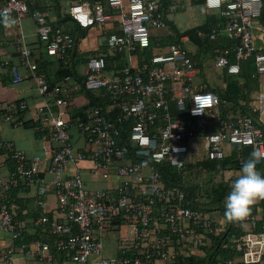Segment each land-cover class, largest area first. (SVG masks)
<instances>
[{"label": "built area", "instance_id": "built-area-1", "mask_svg": "<svg viewBox=\"0 0 264 264\" xmlns=\"http://www.w3.org/2000/svg\"><path fill=\"white\" fill-rule=\"evenodd\" d=\"M66 1L68 13L82 28L106 27L117 19L120 30L109 35L107 45L127 55L129 64L109 75L105 56L87 61L83 85L89 91L102 93L108 103L106 108L85 111L84 117L75 121L84 140L78 147L72 132L74 123L68 119L72 110L69 95L81 86L69 75L51 85L38 71L33 47L22 43L20 63L12 68L13 81L27 79L20 71L25 67L37 82L42 102L36 107L35 120L36 128L45 133L41 139L43 156L28 158L24 151H10L11 159L17 163L16 172L6 175L0 168V197L11 187H37L38 206L44 210L45 197L53 191L57 209L65 220L61 223L54 219L51 225L52 234L58 236L54 243L37 239L13 244L3 251L1 260L16 264V256L22 254L54 264L56 253L62 252L76 264H178L180 257L197 255V249L209 242L210 234L225 232L230 223L193 209L184 191L166 185L159 166L167 163L182 168L191 162L188 159L193 153H199V146L191 149L195 142L202 143L206 150V156L196 161L224 158L227 144L251 145L254 150L264 151V90L253 103L262 125L250 117L228 122L218 118V130H213L211 119L221 113L220 97L207 90L206 84H195L199 68L186 48L171 44L146 61H134L138 49L151 46L153 30L168 27L159 11L160 0ZM35 3L36 0H6L0 4V21L8 16L11 25L21 28L31 14L48 55L63 56L72 51L74 36L52 25L44 12L31 13ZM205 9L227 19L223 28L211 30L212 40L220 35L237 40L235 60H231V49L224 48L215 65L237 75L242 63L254 56L258 73L264 75V54L257 53L261 47L253 32L254 28H263L259 22L263 0H206ZM28 108L26 101L19 103V110ZM10 114L6 121H11ZM7 148L10 150V143ZM84 161H91L94 172L106 179L111 178L115 168L119 181L106 188H90L82 168L76 166L75 172L67 175L70 164L75 167ZM43 164L53 176L50 184L39 176ZM18 210L17 203L0 201V227L12 242L26 231L24 224L16 223ZM259 221L261 230L257 228ZM34 222L47 224L49 218L44 215ZM122 225L131 233L119 245L122 253L105 255V232ZM231 226L241 231L233 232L223 246L235 255L218 264H264V213L250 214Z\"/></svg>", "mask_w": 264, "mask_h": 264}, {"label": "trees", "instance_id": "trees-1", "mask_svg": "<svg viewBox=\"0 0 264 264\" xmlns=\"http://www.w3.org/2000/svg\"><path fill=\"white\" fill-rule=\"evenodd\" d=\"M205 1L206 0H191V5L197 6L203 4L204 5L203 7L205 8ZM4 2H6V0H0V4H3ZM178 3H181V0H160L159 11L162 13L166 25L171 28L173 34L167 38H160V39L151 38V46L149 48H146L145 50L138 49L136 53H138L139 56H142L141 62L146 61L155 52L160 51L161 49H165L171 44L182 45L184 48H186L189 55L192 57V59L195 61L196 65L199 68V73L196 77V80L198 79V82L195 81L196 82L195 84H200V85L206 84L207 90L217 93L220 97L219 108L221 113L219 117L212 118L211 122L214 121L216 122L218 118L220 120L228 122V121L236 120L238 117H250L254 120V123H256L257 125H262V123H260V113L258 111L253 110V103L255 101V98L257 97V94L262 90L261 82L263 81V77H264V75L258 73L255 63V57L253 56L247 61L243 62L241 65V70L237 75H231L227 72L226 69L219 68L221 71H223V77H224L223 89H218L217 87L208 85L209 81L206 78V72H205V68H206L205 64L208 61V56L213 57L215 64L219 52L224 48H229L231 49V54H230L231 60L234 61L235 60L234 48L236 47L237 40L230 39L226 35H220L217 40H212L210 38L211 30L215 27L223 28L227 19L216 11L208 12L206 9H205L206 18L204 22H202L199 25H195L191 28L181 31L177 26L176 22L170 18L172 12H175L174 7L178 8L177 6ZM38 5L39 4L33 6L31 5L30 7L31 12H33L34 10H40L44 12L47 16L48 21L52 23V25L62 27L74 36V40H75L74 49L72 51H69L67 54L59 57L63 58L65 56L66 57L70 56L72 53H77L79 39H81L82 37L88 34V28H82L81 26H79L73 20V18L69 13L60 15L59 16L60 20L57 23L53 22L52 20H50L48 14L46 13V9L42 7L39 8L40 6ZM70 22H74L72 23L73 24L72 30L67 28V24ZM259 22L262 25V27H264V0H263L262 14ZM200 32L201 35H199ZM261 32L263 34L262 43L264 44V28L261 29ZM184 36L188 37V42H190L191 45L193 46L195 45L196 47L195 50H191V48L188 46L187 43L182 42V38ZM257 53L264 54V45L261 49L257 50ZM101 55L105 56L109 68L111 62L110 58L105 54H101ZM73 57H77V56L73 55ZM93 57H96V55H94ZM90 58L92 57H89L86 60L88 61ZM82 60H84L83 57L78 61L72 62L73 64L69 67V69L66 67L64 68L63 65H61L60 71L58 73L61 75V77H65L66 75L70 74L71 76H74L80 82H82L83 77H80L78 75L75 68L76 64L80 63ZM35 61L38 65L39 73H43L42 71L44 70L42 69V66H40L39 59L37 57ZM199 77L200 78L204 77L206 80H202ZM48 82L50 81L48 80ZM84 91L85 94L90 99H93V93L96 95V98H94L96 99V102L94 104L96 105V107L102 106L106 108L108 100L104 97L103 98L101 97L102 93L89 91L87 89L85 90V87H84ZM84 110L76 111V113L84 116L83 114L85 112ZM26 111L27 110L25 111L21 110L20 113H25ZM37 135H39L38 132ZM227 145H228L227 147L228 150L226 152V156L222 159L201 160V161H195L193 163L187 162L182 168H177L176 166H171L167 163H163L159 166L160 172L162 174V177L166 185L169 187L176 185L182 191H184L190 202L189 205L192 206L193 209L209 214H213L214 212L219 211L220 215H214V216L215 217L218 216L219 218L222 217L223 219L225 212V207H224L225 198L228 195V193L231 191V183L237 177V175H232L230 177H227L225 172L232 170H236V171L240 170L243 163L250 157V154L254 150L253 146L251 145H242V144H227ZM4 154L7 155V159H6L7 162L8 161L13 162V160L10 157L9 151H6ZM263 163L264 160L262 163L257 164V170L261 169V167L264 165ZM14 164L15 163L13 162V165ZM9 165L10 167H12L11 163H9ZM198 166L199 168H197ZM8 167L9 166L7 165V168ZM10 171L16 172V165H14V167H12ZM195 171H200L203 176L210 175L211 173L213 174L224 173V175L226 176L224 181L219 182L212 189L213 199H212V203L209 205H206V203L202 202L201 200V198L206 196V193H204L203 186L201 184L187 185L185 183V179H188V177ZM70 174L72 173H69L68 171L67 175ZM195 175L196 174H194V176ZM30 188L22 189V187L19 188L11 187L6 193L3 194V196L0 197L1 202H8V203L15 202L19 205L20 210H18V216L15 220L18 225L24 224L26 226L25 227L26 231L21 236V238H19L17 242L18 243L30 242L31 235H29V232L27 230L28 222L31 219H33V223H34L35 220L39 219L40 216L42 217L44 215L48 216L49 222L47 224L39 225L38 226L39 228L37 229L38 232L32 234V236L33 237L39 236L38 238L40 240L49 239L51 242H54L55 239L58 238V236L53 235L51 232V225L54 221V218L51 213L48 212L44 213L42 211V209L38 206L39 197L37 198L36 196L35 199L33 195L27 191ZM250 214H259L254 205L251 208ZM58 221L61 223L64 222L63 220H58ZM229 223L230 224L225 232H222L218 235L215 233L210 234L209 242L204 244L203 246H200L197 249L198 251L199 250L204 251L203 254L180 257L178 264H218V262L221 259H228L230 257H233L235 255L234 251H232L229 248H224L223 245L229 241V238L233 232L241 231V228H234V226H231L232 222ZM261 227H262V223L261 221H259L257 228L261 230L262 229ZM13 244H15V242L12 243L11 245ZM6 248H4V250ZM121 253L122 251L120 249V252L118 254ZM62 255H63L62 252L56 253V256L58 258L59 256ZM62 259L63 258H61L58 261L56 260L55 264H61Z\"/></svg>", "mask_w": 264, "mask_h": 264}, {"label": "crops", "instance_id": "crops-1", "mask_svg": "<svg viewBox=\"0 0 264 264\" xmlns=\"http://www.w3.org/2000/svg\"><path fill=\"white\" fill-rule=\"evenodd\" d=\"M187 1V0H186ZM185 0H181V4H184ZM191 3V0H189ZM39 4V8L46 9V13L48 14L50 20L53 22H58L60 20V15L66 14L69 12V4L66 0H36V3L33 5ZM32 5V6H33ZM175 8V12L179 11L181 7ZM193 6V5H192ZM203 10L205 8L203 7ZM32 13V12H31ZM206 13V12H205ZM205 20V19H204ZM204 22V21H203ZM74 22H70L67 24V28L73 29ZM202 23V22H201ZM200 23V24H201ZM36 21L32 17L31 14H28L25 19L23 20V25L21 28L11 25V27H5L3 21H0V168L1 173L7 174L8 171L16 165H13L12 161H6L7 155L4 154L6 151L13 152L14 150L24 151L28 158H32L34 155L43 156L42 150V135L44 136L45 133L37 129L38 123L35 120L36 117V107L39 103L42 102V98L39 96L37 92V82L34 78L29 76V70L25 67H20V71L22 74L27 76L22 82L15 83L13 81L14 76L12 73V68L14 66H18L20 63V47L22 43H28L33 47L35 50V55L39 59V64L42 66V71L46 79H48L50 84L55 85L56 83L61 81L64 77L58 73L60 71V66L68 68L73 64L72 62L78 61L83 57L80 63L76 64L75 68L80 77H83L82 82H80L74 76L72 77L73 81L78 83L81 87L73 89L70 92L69 98L72 101V110L68 119L72 121L73 124V136L77 139V146L81 147L84 143L83 137L81 136L80 132L77 130L76 120L80 117H84L76 113V111L80 110H90L91 108L96 107V95L93 93V99H90L84 91V71L86 67V63L89 57H93L94 55H107L111 62L109 66L110 72H117L118 70L123 69L126 65L129 64V59L127 55L123 53H116L113 49L109 48L107 45V39L111 33L118 32L120 30L118 20H114L109 22L106 27H91L88 29V34L81 39H79L77 53H72L70 56H65L63 58L59 56H50L46 53L44 44L39 41L37 35V27ZM199 25V24H197ZM66 27V26H64ZM191 28V27H190ZM264 28V27H263ZM180 29V28H179ZM76 30V29H75ZM183 31V30H181ZM260 32V31H259ZM172 30L170 27H166L165 29H154L152 32V39H160V38H167L171 36ZM260 37L257 38V45L259 47H263L261 34L259 33ZM102 38H104L102 40ZM188 37L184 36L182 38V42L187 43L191 50H195V45H191L188 42ZM69 55V54H68ZM73 55L77 57H73ZM134 61L137 63H141L142 56H139L138 53L134 54ZM124 66V67H123ZM67 76V75H66ZM208 78H213L214 76L210 73L206 76ZM55 83V84H54ZM261 88L264 90V77L263 81L261 82ZM86 90V89H85ZM99 94V93H96ZM21 101H26L29 105L28 110L25 113H20L21 110L18 109L19 103ZM17 111L15 112V110ZM15 112V113H14ZM12 113V114H10ZM11 116V121H6V115ZM85 115V112L83 113ZM16 120H20V123ZM213 130H218V122L214 121L211 122ZM37 132L39 135H37ZM7 143L11 144L10 150L7 148ZM9 163L12 164L10 167ZM264 164V163H263ZM7 165L9 166L7 168ZM79 167L82 168V174L87 183L88 187L92 188H106L116 184L119 181L118 177L115 174V168L111 170V178L106 179L103 178L100 173H95L92 169L93 163L91 161H84L79 163L78 165L70 164L69 173H74L75 168ZM117 166V164L115 165ZM42 171L39 173L40 177H45L46 181L50 184L52 175L46 171L47 165H42ZM262 175H264V165L261 169L258 170ZM240 170H232L226 171L225 173H232V175H239ZM89 173V174H88ZM230 175V176H232ZM227 175V177H230ZM30 188V187H26ZM33 197L36 199L39 197L37 193V187H32L27 190ZM46 208L42 210L44 213H51L54 219L57 220H65L64 215L57 209L58 201L56 194L52 191L46 197ZM254 206L256 207L259 214L264 213V200H258ZM61 214V215H60ZM41 217V216H40ZM219 218L218 216H216ZM39 218V217H37ZM39 225L33 223V219H31L27 224V230L29 235H31L30 242L33 240L39 239V236H32V234L38 232ZM248 228V225H246ZM119 234L123 233L125 237H131L130 229L122 225L118 229ZM123 237V238H125ZM25 242V243H30ZM122 242V238L118 239L117 245L115 246H108L107 252L104 253L105 255H111V253H115L117 255L120 252L119 245ZM12 242L11 238L7 233H5L0 227V264H4L1 260V254L4 248L11 246ZM54 243V242H52ZM15 244L22 245V243H18L15 241ZM113 249V250H112ZM2 252V253H1ZM197 255H201L204 251L197 250ZM113 256V255H111ZM61 258V264H76L72 261H69L68 258L63 254L62 256L57 257V261ZM16 264H47L37 259L26 257L22 254L16 256ZM55 264V263H54Z\"/></svg>", "mask_w": 264, "mask_h": 264}, {"label": "rangeland", "instance_id": "rangeland-1", "mask_svg": "<svg viewBox=\"0 0 264 264\" xmlns=\"http://www.w3.org/2000/svg\"><path fill=\"white\" fill-rule=\"evenodd\" d=\"M203 4L201 5H197V6H192L191 3H189V0H185L184 4L179 3V8L181 7V9H179V11L177 12H172V14L170 15V18L172 20H174L177 24V26L180 28V30H185L188 29L190 27H193L197 24H200L201 22L204 21V19L206 18V13L205 10H203ZM259 28H254V36L257 39L258 37H260L259 34ZM261 32V30H260ZM104 38H102L103 40ZM206 68H205V72H206V76L208 75V73L212 74L214 77L212 78H207L208 85H212L214 87H217L218 89H223L224 88V82H223V71H221L219 68H217L214 64V59L213 57L208 56V61L205 64ZM209 66V67H208ZM109 75H112V73L110 71H107ZM200 78V77H199ZM202 80H206L204 77L200 78ZM198 82V79L196 80ZM197 145L199 146V153L190 156V159H188L189 161L191 160V162H195L198 158H204L206 156V150L203 146L202 143L199 142H195L193 143V145L191 146V149H193V146ZM228 145H225V150H228ZM199 168V166L197 167ZM194 174H196L194 176ZM201 175V176H199ZM230 176L232 175V173H226V176ZM224 173H211L210 175L207 176H203L202 173L200 171H195L193 172L188 179H185V183L187 185H196V184H201L203 186V190L204 193H206V196H204L203 198H201L202 202L206 203V205H209L212 203V199H213V193H212V189L221 181L225 180ZM214 215H220L219 211H216L213 213ZM105 238H104V244H105V253L107 252V247L108 246H115L117 245L118 239L121 237L123 239V237H125V235L123 233L118 232V230H110L105 232ZM113 250V249H112ZM115 253H111V255H114ZM107 255V254H106ZM108 255V256H111Z\"/></svg>", "mask_w": 264, "mask_h": 264}, {"label": "clouds", "instance_id": "clouds-1", "mask_svg": "<svg viewBox=\"0 0 264 264\" xmlns=\"http://www.w3.org/2000/svg\"><path fill=\"white\" fill-rule=\"evenodd\" d=\"M8 16L3 18L5 27H11ZM264 159V151L255 149L243 163L239 175L231 183V191L225 198L224 220L238 222L251 213L258 200H264V175L257 170V163Z\"/></svg>", "mask_w": 264, "mask_h": 264}, {"label": "bare ground", "instance_id": "bare-ground-1", "mask_svg": "<svg viewBox=\"0 0 264 264\" xmlns=\"http://www.w3.org/2000/svg\"><path fill=\"white\" fill-rule=\"evenodd\" d=\"M216 13V12H215ZM181 42V41H180ZM124 67V66H123ZM254 112V111H253ZM89 174V173H88ZM176 186V185H175ZM61 215V214H60ZM64 221V220H63Z\"/></svg>", "mask_w": 264, "mask_h": 264}]
</instances>
